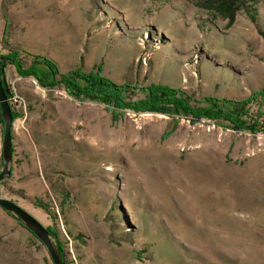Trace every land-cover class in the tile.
<instances>
[{"label":"rangeland","instance_id":"rangeland-1","mask_svg":"<svg viewBox=\"0 0 264 264\" xmlns=\"http://www.w3.org/2000/svg\"><path fill=\"white\" fill-rule=\"evenodd\" d=\"M199 3L0 0V80L14 116L0 198L51 231L64 264H264V0L240 4L232 24ZM10 53L26 69L34 56L60 74L100 67L134 88L133 105L151 85L204 113L206 99L245 102V129L163 103L165 114L116 113L52 87L44 67L40 79L19 75ZM0 264H53L1 208Z\"/></svg>","mask_w":264,"mask_h":264},{"label":"trees","instance_id":"trees-1","mask_svg":"<svg viewBox=\"0 0 264 264\" xmlns=\"http://www.w3.org/2000/svg\"><path fill=\"white\" fill-rule=\"evenodd\" d=\"M200 3L197 7L205 11H212L220 16H227L229 24L234 21L235 13L238 10L240 4L245 2H256L258 0H199ZM5 59L9 64H12L19 75L21 76H33L39 78V67L46 68L52 77L51 86L62 85L68 95L81 98V99H98L103 101L108 107L112 108L114 112H122L126 109H131L136 112H154L165 114V110L159 105L163 103L166 106L172 107V109L180 111L183 115L189 116L193 119L206 118L214 123H228L229 127L236 131H242L244 123L243 118L247 116V111H243L245 102H235L236 106H232L233 102L230 101H218L210 98L206 99L211 104V109L204 113L199 109L191 108L187 104V96L183 92H178L168 86L151 85L145 89L148 92V99L140 101L133 105L126 99V93L130 90L133 91V87L128 85H117L110 79L102 75L100 67L96 68V72L86 73L80 70L72 71L68 74H60L57 65L54 61L34 56L33 62L29 68H24L23 63L20 61L16 53L8 54ZM6 98L8 91L4 89ZM144 91V90H143ZM260 93V92H259ZM137 105V106H136ZM247 118V117H246ZM259 117L255 120V125H264V120ZM12 120L14 116L12 113ZM258 121V122H257ZM0 122L3 125V120L0 114ZM264 128V126H263ZM251 131L252 128H247ZM13 152V148H12ZM52 237L51 231L47 230ZM58 254L61 256L60 250L56 247Z\"/></svg>","mask_w":264,"mask_h":264},{"label":"water","instance_id":"water-1","mask_svg":"<svg viewBox=\"0 0 264 264\" xmlns=\"http://www.w3.org/2000/svg\"><path fill=\"white\" fill-rule=\"evenodd\" d=\"M0 114L3 120L2 144H1V159L2 168L0 170V183L10 174V162L12 160V111L2 82L0 80ZM0 208L7 214L14 217L23 228L29 231L48 251L53 264H64L58 251L54 247L51 236L47 229L40 222L30 215L20 206L0 198Z\"/></svg>","mask_w":264,"mask_h":264},{"label":"crops","instance_id":"crops-1","mask_svg":"<svg viewBox=\"0 0 264 264\" xmlns=\"http://www.w3.org/2000/svg\"><path fill=\"white\" fill-rule=\"evenodd\" d=\"M0 131H1V129H0ZM0 138H1V132H0ZM1 141H0V159H1Z\"/></svg>","mask_w":264,"mask_h":264},{"label":"built area","instance_id":"built-area-1","mask_svg":"<svg viewBox=\"0 0 264 264\" xmlns=\"http://www.w3.org/2000/svg\"><path fill=\"white\" fill-rule=\"evenodd\" d=\"M1 140V139H0Z\"/></svg>","mask_w":264,"mask_h":264}]
</instances>
